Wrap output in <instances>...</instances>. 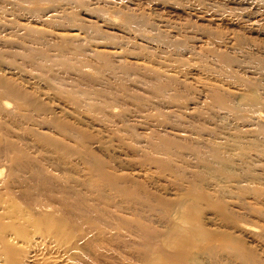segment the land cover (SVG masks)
Returning <instances> with one entry per match:
<instances>
[{"label":"rangeland","instance_id":"obj_1","mask_svg":"<svg viewBox=\"0 0 264 264\" xmlns=\"http://www.w3.org/2000/svg\"><path fill=\"white\" fill-rule=\"evenodd\" d=\"M0 170V264H264V0H0Z\"/></svg>","mask_w":264,"mask_h":264},{"label":"bare ground","instance_id":"obj_2","mask_svg":"<svg viewBox=\"0 0 264 264\" xmlns=\"http://www.w3.org/2000/svg\"><path fill=\"white\" fill-rule=\"evenodd\" d=\"M2 170H0V172H1ZM2 173V172H1ZM185 221V220H184Z\"/></svg>","mask_w":264,"mask_h":264}]
</instances>
